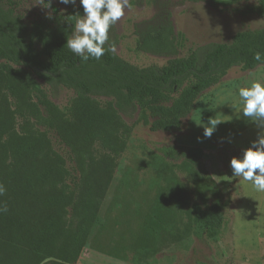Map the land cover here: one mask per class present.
<instances>
[{"label": "rangeland", "instance_id": "obj_1", "mask_svg": "<svg viewBox=\"0 0 264 264\" xmlns=\"http://www.w3.org/2000/svg\"><path fill=\"white\" fill-rule=\"evenodd\" d=\"M75 1L86 14L72 48L84 52L93 27L120 57L141 68L161 67L171 59L137 50L141 33L166 21L179 39L184 37L178 57L206 44L229 43L237 32L264 28V16L251 11L259 0ZM53 4L61 12L67 9L64 0ZM19 13L30 24L51 12L45 0H27ZM4 66L18 77L20 90L12 95L0 89V161L26 144L46 150L64 174L70 203L62 215L70 232L81 173L56 120L70 118L80 97L46 85L29 69L0 61ZM123 118L127 128L115 154L114 180L76 264H264V65L232 69L198 97L179 132L151 131L153 119L142 110ZM167 149L202 152L203 166L226 202V224L216 236L197 224L198 210L212 200V186L184 158L168 157ZM161 199L172 221L155 243L144 220Z\"/></svg>", "mask_w": 264, "mask_h": 264}, {"label": "trees", "instance_id": "obj_2", "mask_svg": "<svg viewBox=\"0 0 264 264\" xmlns=\"http://www.w3.org/2000/svg\"><path fill=\"white\" fill-rule=\"evenodd\" d=\"M27 0H0V61L24 67L50 87L79 97L70 118L56 120L58 134L70 147L81 173L80 194L73 205L75 226L68 231L62 211L69 206L65 178L46 150L35 143L19 146L0 161V264H76L98 222L102 203L114 180L115 154L123 148V115L139 110L153 121V132H179L198 97L234 68L249 71L264 65V28L237 32L229 43H210L178 57L184 37L170 21L142 32L137 50L172 56L164 66L138 67L120 57L95 28L78 53L71 39L86 10L64 0L66 11L45 0L50 15L30 24L19 13ZM264 16V0L252 8ZM19 79L0 67V89L19 92ZM94 97L108 99L101 105ZM106 151V152H105ZM103 152V153H101ZM184 158L212 186V200L198 210L199 229L216 236L226 224L225 197L205 170L197 149H167ZM172 218L163 200L146 216L144 230L155 243Z\"/></svg>", "mask_w": 264, "mask_h": 264}]
</instances>
